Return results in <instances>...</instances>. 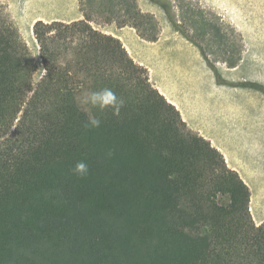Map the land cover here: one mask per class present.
<instances>
[{"label": "trees", "instance_id": "obj_1", "mask_svg": "<svg viewBox=\"0 0 264 264\" xmlns=\"http://www.w3.org/2000/svg\"><path fill=\"white\" fill-rule=\"evenodd\" d=\"M150 1L218 83L234 84L218 67L243 59L234 29L194 1ZM81 4L83 19L35 22L37 58L0 0V264H264L249 185L122 40L92 24L96 8L156 41V15L138 0ZM104 88L123 101L119 114L81 102ZM90 116L99 127H86ZM79 161L83 177L72 171Z\"/></svg>", "mask_w": 264, "mask_h": 264}, {"label": "crops", "instance_id": "obj_2", "mask_svg": "<svg viewBox=\"0 0 264 264\" xmlns=\"http://www.w3.org/2000/svg\"><path fill=\"white\" fill-rule=\"evenodd\" d=\"M67 5L63 15L37 16L31 20L35 24L45 19L48 22H72L84 18L79 0H71ZM102 31L122 40L131 56L149 69L153 84L179 109L189 129L208 139L223 153L229 167L238 171L250 187V209L255 222H264V91L243 85L220 84L215 73L216 85L210 87L207 80L213 83V79L205 76H209L212 68L200 48L174 27L162 26L156 41L142 38L136 28L128 25L121 27L111 23L102 26ZM136 40L144 44L143 49H135L132 42ZM162 43L172 45L170 50H178L177 55H162L159 51L146 49V46L156 47ZM245 52L246 45L239 65L233 68L224 65L226 70L233 73L241 69ZM255 58L257 69L254 76L232 78V73L223 76L234 82L250 80L263 85L264 44Z\"/></svg>", "mask_w": 264, "mask_h": 264}, {"label": "rangeland", "instance_id": "obj_3", "mask_svg": "<svg viewBox=\"0 0 264 264\" xmlns=\"http://www.w3.org/2000/svg\"><path fill=\"white\" fill-rule=\"evenodd\" d=\"M50 1L52 2L49 3ZM70 1L71 0H2L7 10L14 18L22 38L28 43L29 47L32 49L37 58L39 57V46L35 40V36L33 33L34 23L31 18H36L37 16L51 18L55 17L56 15H63L65 5L66 3H68L69 5ZM190 1L196 2L198 7H202L207 11L213 12L222 21V23H224L227 32L232 34V29H234L237 39H239L238 36L244 39V43L246 45V57L242 68L232 73V71L226 70V66H224L226 65L225 63L218 62V65L220 67L219 70L222 76L225 73L227 75H230L232 73V75H230V77L232 78L242 75L254 76L257 69L255 57L261 45L264 44V0H181V2L186 4H189ZM79 2L81 5V10H83L81 0H79ZM138 4L143 11L152 12L156 15L159 21V28H161L162 26L173 27L165 11L159 5L152 3L150 0H138ZM89 6L87 8L88 10H91V6ZM95 9L96 8H94L93 12L94 16L95 18L97 17L96 20L98 19V22H101H92V24L97 29L102 30V26H106L107 24L111 23L117 25L116 21L105 22L106 16H103L101 18V16L98 15ZM44 21L48 22L49 20L45 19ZM207 41L208 40H205L204 42L207 44ZM132 44L137 50H141V48L143 49L144 46L143 43L137 40L133 41ZM171 46L172 45H164L162 43L161 45H157L156 47L146 46V49L152 50L153 52L159 51L162 55L168 54L169 56H176L178 50L171 51ZM211 58L215 60V55H212ZM205 77H210L211 79H213V83L207 80V83L208 85H210V87H212L213 84L216 83L214 71L211 70L209 76ZM227 81L234 83L230 85H240L244 82H253L250 80L239 82L230 80ZM247 87L253 88L250 86ZM263 211L264 204L262 212Z\"/></svg>", "mask_w": 264, "mask_h": 264}, {"label": "clouds", "instance_id": "obj_4", "mask_svg": "<svg viewBox=\"0 0 264 264\" xmlns=\"http://www.w3.org/2000/svg\"><path fill=\"white\" fill-rule=\"evenodd\" d=\"M81 102L85 105H90L92 108L98 109L100 112L112 109L114 114H119L120 108L123 105V101L120 100L110 88L86 92ZM100 123L101 121L98 118L90 116L86 127H99ZM72 171L80 177H83L88 172V165L83 161H79Z\"/></svg>", "mask_w": 264, "mask_h": 264}]
</instances>
